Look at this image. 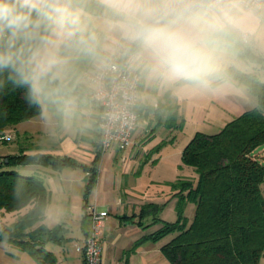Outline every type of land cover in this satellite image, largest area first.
<instances>
[{"label":"clouds","instance_id":"9594fccd","mask_svg":"<svg viewBox=\"0 0 264 264\" xmlns=\"http://www.w3.org/2000/svg\"><path fill=\"white\" fill-rule=\"evenodd\" d=\"M51 128L115 124L166 93L264 117V0H0V95Z\"/></svg>","mask_w":264,"mask_h":264},{"label":"trees","instance_id":"16d2710c","mask_svg":"<svg viewBox=\"0 0 264 264\" xmlns=\"http://www.w3.org/2000/svg\"><path fill=\"white\" fill-rule=\"evenodd\" d=\"M39 112L26 107L16 92L0 95V143L9 142L7 129ZM27 148L0 154V211L17 213L14 221L0 228V240L29 252L39 264H55V256L44 247L45 240L58 231L42 223L50 195L44 177L65 166H82L89 173L86 198L97 182L102 151L98 141L92 164L86 165L69 155ZM181 158L194 169L196 179L173 184L179 197L178 217L162 221L149 237L156 241L174 233L161 245L171 264H260L264 256V117L246 109L218 132L196 131ZM21 164L37 171L26 175L13 169ZM185 200L195 204L190 222L182 215Z\"/></svg>","mask_w":264,"mask_h":264},{"label":"crops","instance_id":"0c3cea01","mask_svg":"<svg viewBox=\"0 0 264 264\" xmlns=\"http://www.w3.org/2000/svg\"><path fill=\"white\" fill-rule=\"evenodd\" d=\"M190 102H194L195 107L202 108L199 111L201 120L204 119L208 122H222L226 120L227 113L236 117L246 110L245 101L235 95L176 96L166 93L160 96L155 104L148 103L139 109L137 115L142 114L148 118L152 113L159 119L171 120L177 110H182ZM236 108L238 109L236 110ZM93 125L96 128V136L94 140L89 138L91 142L89 147L82 149L80 146L72 144V147L66 151L60 153L52 151V154L69 155L82 164H92L99 141L97 125L96 123ZM140 135L141 130L137 125L132 133L131 143L124 151H131ZM119 150L121 149L112 147L101 155V157L105 155V160L97 169V182L93 189L95 194L92 198L90 195L93 191L85 198L86 176L89 173L82 166H65L53 170L52 173L44 177L50 195L42 223L48 228H58L53 238L45 240L44 247L55 256V264H84L83 254L76 249V246L82 244L90 226L87 209L84 208L85 203H95L97 206L106 207L108 211L99 236L103 246L101 264H161L162 244L157 246V240H152L149 237V234L156 229L147 232L144 227L149 225L143 223L144 203L135 200L134 196L130 193L128 195L125 190L124 194L119 193L118 173L113 170L112 166H110L112 169L109 168V160L117 155ZM27 151L32 152L31 150ZM125 186L131 189L135 187L134 184L129 186L126 181ZM113 192L117 193L118 197L110 199L109 195ZM149 202L157 203V201ZM16 217V212L0 211V228L10 224ZM129 222L130 224L127 225ZM0 264L39 263L29 252L21 250L7 241L0 240Z\"/></svg>","mask_w":264,"mask_h":264},{"label":"rangeland","instance_id":"374dc122","mask_svg":"<svg viewBox=\"0 0 264 264\" xmlns=\"http://www.w3.org/2000/svg\"><path fill=\"white\" fill-rule=\"evenodd\" d=\"M195 106L194 102H190L182 110H177L178 113L176 112L171 120L159 119L152 113L148 118L138 114L137 125L140 127L141 135L135 145L131 151H124L125 148H122L117 155L109 160V168L112 166L113 170L118 173L119 193L124 194L125 190L128 195L130 193L134 196L135 200L144 203L145 210L142 218L144 225L149 224L144 226L147 232L157 229L162 224V220L174 221L177 219L179 197L175 194L173 184L181 179H196L194 169L183 163L181 158L182 150L187 142L196 131L218 132L235 117L227 113L225 121L208 122L204 119L201 120L199 111L202 108ZM12 127L5 131L11 137L7 144L0 143V154L18 153L21 146L28 147L27 149L33 147L32 150L47 153L66 151L72 147V144L83 149V147L90 146L89 138L94 140L96 136V128L93 124L73 129L48 127L42 120L40 112ZM93 149L95 151L94 147ZM101 155L98 159V167L105 160V155L102 157ZM13 169L26 175L34 174L37 171L35 167L24 164L14 166ZM125 181L129 186L134 184L135 187L133 189L126 187ZM94 194L95 190L89 195L92 198ZM117 197L118 194L114 192L109 195L110 199ZM149 201H157V203ZM181 208L182 215L190 222L195 204L190 200H185ZM129 224L130 222L127 223V225ZM173 235L174 233H168L160 237L157 240V246L168 241ZM160 259L161 264H171L162 253ZM260 264H264V256H262Z\"/></svg>","mask_w":264,"mask_h":264},{"label":"built area","instance_id":"2783aa9c","mask_svg":"<svg viewBox=\"0 0 264 264\" xmlns=\"http://www.w3.org/2000/svg\"><path fill=\"white\" fill-rule=\"evenodd\" d=\"M96 125L99 131V147L102 152L112 147L126 148L130 145L132 133L137 126V113L134 120L115 124L97 120ZM9 137L6 136V138ZM87 213L90 226L82 244H78L76 249L82 252L84 264H101L103 246L99 236L108 216V211L106 207L97 206L93 203L87 205Z\"/></svg>","mask_w":264,"mask_h":264}]
</instances>
